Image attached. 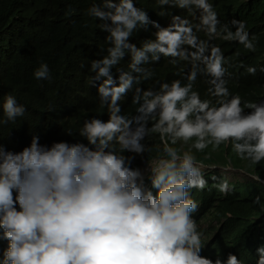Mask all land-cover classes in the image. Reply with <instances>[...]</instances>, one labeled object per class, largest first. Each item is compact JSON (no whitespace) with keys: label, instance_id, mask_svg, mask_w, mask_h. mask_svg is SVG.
<instances>
[{"label":"clouds","instance_id":"obj_1","mask_svg":"<svg viewBox=\"0 0 264 264\" xmlns=\"http://www.w3.org/2000/svg\"><path fill=\"white\" fill-rule=\"evenodd\" d=\"M92 2L87 15L107 45L90 62L95 102L50 146L32 135L12 151L0 138V264H246L216 242L215 214L203 208V160L230 145L249 168L264 167V99L232 91L244 65L213 42L255 52L258 37L244 20L222 23L220 0ZM151 63L170 80L157 79ZM33 76L52 79L46 62ZM145 81L152 86L142 88ZM0 111L2 130L27 108L9 93ZM248 175L264 185L259 173ZM216 188L233 190L227 179ZM252 203L264 211L261 195ZM256 254L264 264V243Z\"/></svg>","mask_w":264,"mask_h":264},{"label":"trees","instance_id":"obj_2","mask_svg":"<svg viewBox=\"0 0 264 264\" xmlns=\"http://www.w3.org/2000/svg\"><path fill=\"white\" fill-rule=\"evenodd\" d=\"M92 1L95 0H0V103L10 93L27 108L24 118L0 130V138L7 149L22 150L30 144L32 135L49 140L48 146L61 141L66 130L71 129L95 102V91L88 84L90 76H95L89 71L90 62L105 55L106 51L102 52L101 48L106 49L107 45L106 32L98 28L96 19L87 15ZM220 1L221 22L228 23L233 17L244 20L250 35L259 40L255 52H248L235 42L213 41L223 48L227 57L233 53L244 65L238 75H232L229 87L247 100L264 99V73L259 72V67L264 65V0ZM154 6L161 10L157 3ZM200 35L203 38V33ZM41 62H46L51 70L50 82L37 81L33 76ZM151 65L154 66L153 63L148 66L155 70L157 79L170 80L171 75L157 73ZM250 65L258 69L255 76L246 71ZM149 86L152 82L145 81L141 87ZM197 87L203 95L207 86L198 81ZM131 98L132 94L126 101ZM49 106L52 109H48ZM248 111L250 109H245ZM145 143L152 142L146 140ZM203 163L232 164L247 174L257 172L264 178V167L249 168L235 158L230 145H222ZM204 174L208 184L203 194L210 203L203 208L207 212L212 210L216 216H213L216 242L237 254L246 264H256V247L264 243V211L252 201L258 194L264 201V185L248 178L231 180L229 184L233 190L223 195L216 188L220 180L225 179L223 175L211 170ZM225 215L227 218H220ZM6 247L7 241H0V255Z\"/></svg>","mask_w":264,"mask_h":264},{"label":"rangeland","instance_id":"obj_3","mask_svg":"<svg viewBox=\"0 0 264 264\" xmlns=\"http://www.w3.org/2000/svg\"><path fill=\"white\" fill-rule=\"evenodd\" d=\"M208 170H211L213 172H216L220 175H223V177L225 179H227L228 181H231V180H242L244 178H249V175L245 172H243L242 170L238 169V168H234L232 166V164H228L227 166H205V169H204V172L208 171ZM213 221H208V222H205L204 225L206 227L209 228L210 224H212Z\"/></svg>","mask_w":264,"mask_h":264}]
</instances>
